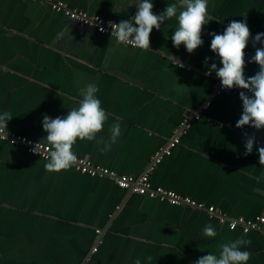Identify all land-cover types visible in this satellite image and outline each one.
Wrapping results in <instances>:
<instances>
[{"label":"crops","instance_id":"obj_1","mask_svg":"<svg viewBox=\"0 0 264 264\" xmlns=\"http://www.w3.org/2000/svg\"><path fill=\"white\" fill-rule=\"evenodd\" d=\"M56 1L117 24L137 11L136 0ZM152 2L159 14L175 0ZM208 16L203 45L189 54L183 44L173 46L175 18L154 28L149 50H142L83 27L48 3L0 0V112L13 118L6 131L46 145L44 115L66 116L78 107L80 90L93 83L108 119L97 140L77 139V157L117 175L148 173L154 186L213 206L230 219L264 217V195L254 191H264L257 150L264 146V129L236 128L239 94L213 95L215 73L206 75L212 63L222 67L210 33L223 34L231 21L246 19L251 36L245 50H255L252 39L264 33V0H209ZM258 71L254 63L245 78ZM195 113L199 120H190ZM186 117L189 126L179 133ZM117 119L121 135L101 151L104 143L97 141L109 140ZM177 132L179 143L155 164L156 153ZM245 133L256 136L248 155ZM46 162L0 139V264H134L138 258L141 264H194L218 254L220 243L241 237L251 241L242 248L251 253L247 264H264V225L246 234L230 231L204 210L130 194L108 177L72 168L50 173ZM209 224L215 237L203 235Z\"/></svg>","mask_w":264,"mask_h":264},{"label":"clouds","instance_id":"obj_2","mask_svg":"<svg viewBox=\"0 0 264 264\" xmlns=\"http://www.w3.org/2000/svg\"><path fill=\"white\" fill-rule=\"evenodd\" d=\"M208 4L209 0H175L169 3L163 12L154 14L152 0H136L134 5L137 11L131 19L121 20L118 24L109 22V27L112 29L111 37H115L118 44L149 50L152 30L154 28L160 30L166 20L175 18L178 26L171 37L173 46L179 48L183 44L191 54L203 45L202 28L211 20L208 16ZM210 35L211 51L220 58L222 67L217 68V65L212 63L206 75L215 73L224 89L231 90L235 87L243 90L239 93L242 114L235 125L236 128L243 129L248 126L257 131L264 129V47H256L257 44H264V33H258L252 39L255 55L249 62L258 65L259 71L248 78L244 75L245 49L251 33L246 19L243 22L233 20L227 25L223 34L212 32ZM207 62L206 58L205 63ZM98 91L97 85L89 83L80 90L82 98L78 101V107L69 110L66 116L53 119L44 115L42 128L47 133L46 139L43 140L46 141L47 148L45 153L47 162L44 165L46 171L59 173L72 167L77 160L72 150L77 139L97 140V134L103 130L104 123L108 119V114L97 97ZM12 119L11 113L0 112V134L8 135L7 122ZM109 132L111 135L108 141H97L104 143L101 151L110 150L111 144L121 135L119 119L109 127ZM254 144H256L255 134L245 133V155L252 153ZM39 148L40 143H37L32 151L39 155ZM257 150L259 164L264 166V146H258ZM254 191L264 195V191L260 189ZM203 235L215 237L216 231L209 224L203 229ZM250 244L251 241L243 237L220 243L218 254L208 253L197 259L194 264H247L251 253L242 248ZM146 259L151 261L152 258L148 256ZM134 264H141V260L136 259Z\"/></svg>","mask_w":264,"mask_h":264},{"label":"built area","instance_id":"obj_3","mask_svg":"<svg viewBox=\"0 0 264 264\" xmlns=\"http://www.w3.org/2000/svg\"><path fill=\"white\" fill-rule=\"evenodd\" d=\"M31 1L48 3L53 11L62 13L69 19L76 21L81 26L91 28L100 35L111 36L112 29L109 27V22H113V21L104 19L99 15H91L82 11L70 10L62 2L56 0H31ZM101 29H103V31H101ZM112 38L115 39V37ZM122 45L127 47H132L131 45L128 44H122ZM253 55H255V50H245L244 72L248 67L254 64L249 62ZM211 76L214 82L213 90H212L213 95H219L221 93L230 92V91L239 94L240 91H243L235 87L231 90L224 89L222 88L220 79L215 74H212ZM246 94H250V93H246ZM208 105H209V101H206L203 104V107L205 108ZM189 117L190 120H199L200 115L199 113H195V114H191ZM189 122L190 121L188 120L187 117L183 121H181L179 123L178 132L183 133L188 128ZM178 132L170 141L166 143L164 147H162L156 153L154 157L155 164L160 162L163 156H169L171 153V149L179 143ZM7 133L8 135L6 133L0 134V139L8 141L10 144L23 145L28 154L46 160L45 153L47 148L45 144L40 142L30 141L25 137L17 135L12 132L7 131ZM37 143H40L39 155L35 154L32 151V148ZM70 168L74 169L75 171H77L82 175H87L90 177H100V178L108 177L109 179L113 180V182L119 189L128 192L130 194L142 196L150 200L167 203L173 206H188L191 208L204 210L209 217L215 218L219 225L227 227V229L230 231L239 230L241 233L246 234L251 231H260L262 229V226L264 225V217L262 216H257L253 220H243L241 218L230 219L224 216L223 214L217 212L213 206H205L203 203L195 201L187 196H183L173 190L164 189L160 186H154L149 180L148 173H144L139 177L117 175L105 167L94 165L87 159H83L79 157H77L76 162H74V164ZM95 250L96 248L93 247L92 252H95Z\"/></svg>","mask_w":264,"mask_h":264},{"label":"bare ground","instance_id":"obj_4","mask_svg":"<svg viewBox=\"0 0 264 264\" xmlns=\"http://www.w3.org/2000/svg\"><path fill=\"white\" fill-rule=\"evenodd\" d=\"M70 169V168H69Z\"/></svg>","mask_w":264,"mask_h":264}]
</instances>
